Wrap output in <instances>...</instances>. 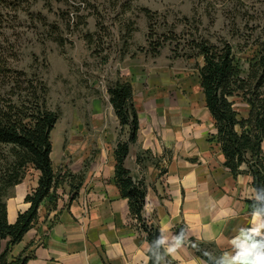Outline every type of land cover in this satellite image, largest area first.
I'll use <instances>...</instances> for the list:
<instances>
[{"label":"crops","instance_id":"0c3cea01","mask_svg":"<svg viewBox=\"0 0 264 264\" xmlns=\"http://www.w3.org/2000/svg\"><path fill=\"white\" fill-rule=\"evenodd\" d=\"M180 99L162 102L160 108L152 101L134 99L140 128L125 165L134 180L146 183L145 221L163 228L168 237L183 229L191 242L178 249L175 258L169 257L171 264H192L195 258L203 264L207 259L203 252L219 256L232 251L231 238L240 227L250 225L253 177L234 175L225 165L205 98ZM234 102L240 115L247 116L248 103L239 97ZM115 147L109 154L101 152L87 166L75 199L68 198L69 184L61 182L57 209L46 210L47 199L40 207L38 223L14 245L12 256H26L25 264H145L151 241L142 222L132 214L129 198L115 182ZM139 152L148 157L138 162ZM30 168L33 177L28 171L8 191L10 223L30 206L25 197L40 176ZM7 242L1 241L0 251Z\"/></svg>","mask_w":264,"mask_h":264},{"label":"rangeland","instance_id":"374dc122","mask_svg":"<svg viewBox=\"0 0 264 264\" xmlns=\"http://www.w3.org/2000/svg\"><path fill=\"white\" fill-rule=\"evenodd\" d=\"M20 2L18 67L39 69L47 82L48 105L60 114L51 132V156L70 187L69 174L78 182L92 160L103 151L111 153L118 139L126 138L108 93L119 78L132 83L134 99L152 101L159 108L182 97L204 98L195 59L175 57L169 41L159 54L150 51L153 23L159 33L175 25V32L185 38L198 28L213 42L228 40L243 74L257 51L253 42L264 35V0ZM144 8L153 12L152 20ZM50 203L44 205L46 210Z\"/></svg>","mask_w":264,"mask_h":264},{"label":"trees","instance_id":"16d2710c","mask_svg":"<svg viewBox=\"0 0 264 264\" xmlns=\"http://www.w3.org/2000/svg\"><path fill=\"white\" fill-rule=\"evenodd\" d=\"M20 0H0V243L7 245L0 251V264H25L26 256L11 255L14 245L40 219V207L51 201L48 210H56L57 192L64 177L54 168L51 132L60 118L58 111L48 105L49 87L39 69L19 68ZM149 19L150 9L144 8ZM153 23L150 51L155 55L169 41L175 57L195 59L199 71L206 106L217 127V142L225 155V165L234 175L247 173L253 177V186L264 197V35L257 38L256 54L248 71L243 74L234 46L228 40L213 42L199 33L190 38L175 32V25L166 32H158ZM183 38V39H182ZM243 48V45H240ZM109 100L117 116L121 133L114 149L116 160L115 182L124 197L129 198L132 214L142 222L147 237L153 241L160 229L148 224L142 216L147 186L144 179L134 180L125 161L130 146L137 141L140 128L139 114L134 103V87L130 81L119 78L109 88ZM234 97L249 105L247 116H241L234 106ZM139 152L137 161H142ZM32 167L40 172L38 184L25 197L30 206L19 212L14 223L8 221L6 197L9 189L21 183ZM245 167V168H243ZM70 180L73 188L70 199L76 198L82 183L75 175ZM264 207V200L250 201Z\"/></svg>","mask_w":264,"mask_h":264},{"label":"clouds","instance_id":"9594fccd","mask_svg":"<svg viewBox=\"0 0 264 264\" xmlns=\"http://www.w3.org/2000/svg\"><path fill=\"white\" fill-rule=\"evenodd\" d=\"M253 193L252 199L255 201L264 200V197L257 193L256 188L253 189ZM250 207L252 209L250 225L240 227L236 235L231 238L232 251L223 252L219 256L205 251L203 256L207 259L203 261V264H264V207L257 204H251ZM185 243L191 242L187 240L183 229L168 237L161 228L159 235L148 242L145 264L149 261L151 264H171L169 257L175 258L178 249ZM192 264H200V259L195 258Z\"/></svg>","mask_w":264,"mask_h":264}]
</instances>
